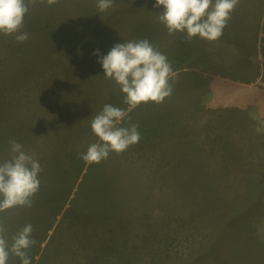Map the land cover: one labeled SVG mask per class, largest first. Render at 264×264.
<instances>
[{"label": "rangeland", "instance_id": "374dc122", "mask_svg": "<svg viewBox=\"0 0 264 264\" xmlns=\"http://www.w3.org/2000/svg\"><path fill=\"white\" fill-rule=\"evenodd\" d=\"M154 2L38 3L26 41L0 34V162L14 139L42 168L32 207L0 220L9 237L33 226V264H264V0H239L214 42L168 35ZM140 39L180 68L172 94L121 124L137 144L88 164L92 112L127 107L93 53ZM237 41L250 68L233 74Z\"/></svg>", "mask_w": 264, "mask_h": 264}, {"label": "clouds", "instance_id": "9594fccd", "mask_svg": "<svg viewBox=\"0 0 264 264\" xmlns=\"http://www.w3.org/2000/svg\"><path fill=\"white\" fill-rule=\"evenodd\" d=\"M58 0H0V34L13 36L22 43L29 36L24 28V18L29 6L46 3L54 5ZM115 0H96L98 12H106ZM239 0H155L153 8H162L156 13L157 21L168 35L183 33L186 41L193 38L214 42L223 35L231 14ZM98 63L103 76L119 86L122 103L126 108L105 104L91 119L92 133L97 142L88 145L79 158L88 164L100 163L109 153H121L140 140L138 124L124 127L130 121V113L141 104H160L172 94L176 73L166 55L149 40H128L115 44ZM10 158L0 162V212L32 207V198L39 191L41 165L33 154L14 139L8 141ZM33 226L25 225L9 237L7 228L0 220V264H8L10 255L18 257L21 264H31L28 250L36 243L32 239Z\"/></svg>", "mask_w": 264, "mask_h": 264}, {"label": "trees", "instance_id": "16d2710c", "mask_svg": "<svg viewBox=\"0 0 264 264\" xmlns=\"http://www.w3.org/2000/svg\"><path fill=\"white\" fill-rule=\"evenodd\" d=\"M231 26H232V28H234V25L233 24H231ZM230 26V27H231ZM233 31H234V29H233ZM228 32H229V28L227 29V35H228ZM233 39H235L234 37H232V40ZM233 42H234V40H233ZM236 43V42H235ZM237 46H234L233 45V48H234V50H236V53L239 55H241V59L239 60V62H238V60H237V62L236 63H231L228 67H226L227 69H228V73H233V74H235L236 73V70H241V69H243V66H242V63H241V61H244L245 60V62H243V65H244V67L248 70L249 68H250V66H247V65H245V63H246V58H247V56H245L246 54V50H244V48L242 47V45H240L239 43H238V41H237ZM244 68V69H245ZM252 70H253V67H252ZM251 70V71H252ZM243 71V70H242ZM244 72V71H243ZM232 74V75H233ZM28 215H30V212L28 213ZM41 235V234H40ZM40 242V237L38 238V241H37V244ZM41 246V245H40ZM36 252H37V249H36V251H28V255H29V257H30V259H31V264H33L34 263V260H35V256H36ZM9 259H11V262H10V264L12 263V264H21V261H20V259L18 258V257H15V256H11L10 255V257H9Z\"/></svg>", "mask_w": 264, "mask_h": 264}, {"label": "crops", "instance_id": "0c3cea01", "mask_svg": "<svg viewBox=\"0 0 264 264\" xmlns=\"http://www.w3.org/2000/svg\"><path fill=\"white\" fill-rule=\"evenodd\" d=\"M251 8H252V6H251V4H250V6H249V10H251ZM219 48V47H218ZM217 48V49H218ZM180 50L182 49V48H179ZM159 50V49H158ZM160 51V50H159ZM162 52V51H161ZM164 54V53H163ZM164 55H166V54H164ZM196 56L198 57V61L196 62V64L194 65L195 66V68H197L198 70L200 69V70H203L202 68H204V65L205 64H202V63H199V61H201L202 60V57L201 56H198V54L196 53ZM166 57H167V55H166ZM203 58H208L207 57V55H206V57L204 56ZM205 66H207V68L209 69V67H210V63H206V65ZM173 69L175 68V66H173L172 67ZM194 67L192 68V69H195ZM180 69V68H179ZM179 69H174V71L175 72H177ZM196 70V69H195ZM257 70H258V68H257V66L254 64L253 65V70L251 71V72H249L250 74H252V75H257ZM208 71V70H207ZM185 73H188V72H185ZM195 73V72H194ZM182 74H184V72L182 73ZM197 75H199L198 73H196ZM227 77V76H226ZM228 78V77H227ZM231 80V79H230ZM198 80H196L194 83L196 84V82H197ZM242 82H245V80H243ZM193 83V82H192ZM192 83H190L189 85V88H191L192 87ZM186 84H188V83H186ZM193 87H194V85H193ZM98 112L97 111H93L92 112V116L94 117L96 114H97Z\"/></svg>", "mask_w": 264, "mask_h": 264}]
</instances>
